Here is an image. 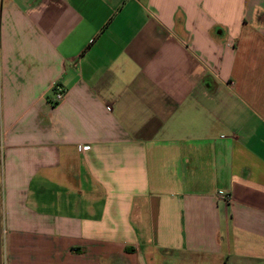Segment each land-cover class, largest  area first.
<instances>
[{
  "label": "crops",
  "instance_id": "obj_1",
  "mask_svg": "<svg viewBox=\"0 0 264 264\" xmlns=\"http://www.w3.org/2000/svg\"><path fill=\"white\" fill-rule=\"evenodd\" d=\"M0 264H264V0H0Z\"/></svg>",
  "mask_w": 264,
  "mask_h": 264
},
{
  "label": "built area",
  "instance_id": "obj_2",
  "mask_svg": "<svg viewBox=\"0 0 264 264\" xmlns=\"http://www.w3.org/2000/svg\"><path fill=\"white\" fill-rule=\"evenodd\" d=\"M64 90L61 89V88H56L55 89V97L53 98V100L51 101L52 104H56L58 102H60L62 100V98L64 97ZM219 196L222 198V199H225V200H229V196L227 194H219Z\"/></svg>",
  "mask_w": 264,
  "mask_h": 264
}]
</instances>
